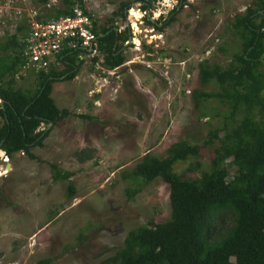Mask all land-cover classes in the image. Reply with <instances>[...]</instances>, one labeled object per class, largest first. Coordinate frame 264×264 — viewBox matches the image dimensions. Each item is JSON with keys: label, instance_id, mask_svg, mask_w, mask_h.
I'll return each mask as SVG.
<instances>
[{"label": "rangeland", "instance_id": "obj_1", "mask_svg": "<svg viewBox=\"0 0 264 264\" xmlns=\"http://www.w3.org/2000/svg\"><path fill=\"white\" fill-rule=\"evenodd\" d=\"M68 1L80 3L97 24L129 30V41L121 47L124 62L108 69L100 54L94 62L85 56L71 80H53L50 96L69 114L49 126L40 147L31 148L37 159L20 151L6 161L0 156V264H34L43 258L50 259L48 264H101L121 247L128 230L168 218L165 183L123 174L144 153L161 158L180 140L197 144L198 155L174 163L172 170L194 177L207 169L212 156L207 132L223 124L226 105L214 98H193V91H219L212 81L199 83L195 58L217 37L206 59L226 65L239 48L229 19L251 0H150L146 14L139 0ZM27 4L42 15L65 6L64 0ZM173 6L174 19L162 25ZM16 7L21 8V20L27 11L19 1L8 3L7 11L12 16ZM150 19L156 26L147 23ZM13 24L0 18V54L9 51L6 40ZM34 78L31 71L14 76L13 87L32 90ZM84 155L88 157L79 160ZM48 163L73 172L70 198L64 194L67 181H53ZM228 224L227 217L214 223L209 237L222 234Z\"/></svg>", "mask_w": 264, "mask_h": 264}, {"label": "trees", "instance_id": "obj_2", "mask_svg": "<svg viewBox=\"0 0 264 264\" xmlns=\"http://www.w3.org/2000/svg\"><path fill=\"white\" fill-rule=\"evenodd\" d=\"M39 1L44 4L47 0ZM139 1L142 11L150 4V0ZM64 3V8L38 13L36 17L65 15L71 3ZM126 6L127 3L121 4L124 12ZM175 11L173 7L167 12L162 25L174 19ZM128 19L132 21L129 11ZM91 20L101 64L108 69L120 66L124 62L121 47L129 38L128 29L115 30L111 24L105 26ZM22 26H16L7 37L9 51L0 54V151L8 157L20 151L29 159H37L31 148L40 147L50 127L69 114L67 109L56 107L50 96L51 84L57 78L71 80L82 60L75 57L79 50L64 54L61 68L50 67L46 72L35 73L32 90L13 87L14 74L21 63L17 33ZM229 29L239 48L226 65L203 59L196 66L199 83L212 81L219 91H193V98H214L226 105L223 124L207 132L205 142L212 147L207 169H199L194 177H184L172 170L174 163L198 155L199 146L184 140L171 143L161 158L144 153L123 176L144 182L159 178L165 183L169 216L164 221L128 230L121 247L101 264H264V0H251L242 11L231 15ZM98 55L91 57L92 62ZM87 157L81 156L79 160ZM48 168L53 181H67L64 194L70 198L75 191L69 181L73 172L56 163H48ZM228 169H232L230 177ZM226 217L229 224L223 233L211 239L213 224ZM49 261L43 258L34 264Z\"/></svg>", "mask_w": 264, "mask_h": 264}, {"label": "built area", "instance_id": "obj_3", "mask_svg": "<svg viewBox=\"0 0 264 264\" xmlns=\"http://www.w3.org/2000/svg\"><path fill=\"white\" fill-rule=\"evenodd\" d=\"M12 1L15 0H0V18L10 19L14 23V29L18 25H23L20 36H18V42L21 45L19 53L21 63L14 76L23 75L27 71L46 72L50 67H59L62 65L64 54L77 50H79L75 56L77 60H82L85 56L91 58L99 54L97 35L92 30L91 17L79 4H71L69 13L65 15L38 19L35 9L27 7L29 0H17L25 6L27 11L21 22V8L16 7L12 16L7 11V4ZM142 12L147 13L146 10ZM16 21L19 23L15 24ZM217 41V37L212 38V41L205 45L200 56H196V61L201 62L206 59L215 50ZM123 43H127V41ZM0 156L6 161L7 156L4 152Z\"/></svg>", "mask_w": 264, "mask_h": 264}, {"label": "water", "instance_id": "obj_4", "mask_svg": "<svg viewBox=\"0 0 264 264\" xmlns=\"http://www.w3.org/2000/svg\"><path fill=\"white\" fill-rule=\"evenodd\" d=\"M150 21L152 22V19H150ZM128 34H129V30H128ZM129 37H130V34H129ZM128 40H129V38H128ZM1 104H2V101L0 102V105H1ZM50 125H51V123L48 124L47 128H48ZM5 168H6L7 170H9V165L6 164V165H5Z\"/></svg>", "mask_w": 264, "mask_h": 264}, {"label": "crops", "instance_id": "obj_5", "mask_svg": "<svg viewBox=\"0 0 264 264\" xmlns=\"http://www.w3.org/2000/svg\"><path fill=\"white\" fill-rule=\"evenodd\" d=\"M131 23H132V21H131ZM131 27L133 28V30H134L135 28L138 29L137 26H135V25H133V24H131ZM135 39H136V37L133 38L134 41H135ZM133 40H132V41H133ZM2 154H3V153H2Z\"/></svg>", "mask_w": 264, "mask_h": 264}, {"label": "bare ground", "instance_id": "obj_6", "mask_svg": "<svg viewBox=\"0 0 264 264\" xmlns=\"http://www.w3.org/2000/svg\"><path fill=\"white\" fill-rule=\"evenodd\" d=\"M134 41V40H133ZM137 45L139 44V43H136ZM1 153H3V151H0ZM7 170V169H6Z\"/></svg>", "mask_w": 264, "mask_h": 264}, {"label": "flooded vegetation", "instance_id": "obj_7", "mask_svg": "<svg viewBox=\"0 0 264 264\" xmlns=\"http://www.w3.org/2000/svg\"><path fill=\"white\" fill-rule=\"evenodd\" d=\"M173 7H174V6H173ZM173 7H172V8H173ZM172 8H171V9H172Z\"/></svg>", "mask_w": 264, "mask_h": 264}]
</instances>
